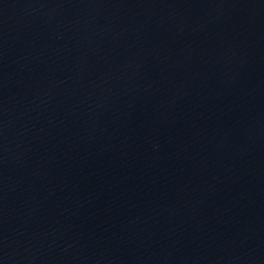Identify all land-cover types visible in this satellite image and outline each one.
I'll list each match as a JSON object with an SVG mask.
<instances>
[{"label":"water","instance_id":"water-1","mask_svg":"<svg viewBox=\"0 0 264 264\" xmlns=\"http://www.w3.org/2000/svg\"><path fill=\"white\" fill-rule=\"evenodd\" d=\"M0 264H264V0H0Z\"/></svg>","mask_w":264,"mask_h":264}]
</instances>
